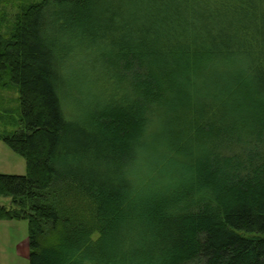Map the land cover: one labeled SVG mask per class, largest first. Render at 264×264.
I'll list each match as a JSON object with an SVG mask.
<instances>
[{
  "label": "trees",
  "instance_id": "16d2710c",
  "mask_svg": "<svg viewBox=\"0 0 264 264\" xmlns=\"http://www.w3.org/2000/svg\"><path fill=\"white\" fill-rule=\"evenodd\" d=\"M6 6L0 140L26 173L0 174V220L27 221L28 263L264 264V0ZM60 29L104 86L73 116Z\"/></svg>",
  "mask_w": 264,
  "mask_h": 264
},
{
  "label": "rangeland",
  "instance_id": "374dc122",
  "mask_svg": "<svg viewBox=\"0 0 264 264\" xmlns=\"http://www.w3.org/2000/svg\"><path fill=\"white\" fill-rule=\"evenodd\" d=\"M4 3L7 4V6L5 7L6 14H9V12L16 10L17 0H14V2L12 0H4ZM53 27L56 28L55 26ZM60 32L61 33L59 34L58 38L60 39V42L64 43L62 48L63 56H61V58L63 59V73L64 79L66 81V92L62 97V106L65 109V114L73 116L74 112L79 114L83 113V109L85 108L89 109V111L93 110L92 107L94 105V98H92L91 96L95 95L96 91L99 93L104 90V86L101 83V76H97L98 73H96V69L91 70V61L87 57L90 55V52H88L89 50L85 47V45L83 43L82 45H80L79 42L74 41V39H70L69 35H65L64 29H60ZM91 80L95 81V85H90ZM0 96H2L4 99L2 106L10 107L13 109L16 107L15 99L18 96V93H16L15 90L2 89L0 90ZM80 109L81 111L78 112V110ZM1 121L2 120H0V134L10 133L17 128L16 125L11 122ZM159 133V129L153 130L152 120L150 131L144 134V141L142 143L146 146V148L145 150L143 149V152H147L149 149H151L149 144H153L152 137L154 134L159 135ZM150 152L152 153L151 150ZM216 153H219V151H217ZM150 160L151 159L142 161V173L145 174V170H149V167L151 165ZM149 162L150 164H148ZM150 172L151 171H149L148 173L150 174ZM25 173L26 162L24 158L18 153L14 152L4 141L0 140V174L24 175ZM141 174H139V176H141ZM151 175H153V172L151 173ZM0 205L8 208L10 206V199L0 197ZM0 224H6V222H0ZM9 224L10 229H14L17 231L18 238L22 242L26 241L28 236L27 221L13 220ZM9 226H6V228H9ZM94 237H97V233L94 234Z\"/></svg>",
  "mask_w": 264,
  "mask_h": 264
},
{
  "label": "crops",
  "instance_id": "0c3cea01",
  "mask_svg": "<svg viewBox=\"0 0 264 264\" xmlns=\"http://www.w3.org/2000/svg\"><path fill=\"white\" fill-rule=\"evenodd\" d=\"M0 222H6L0 224V264H26V261L29 264L28 238L22 242L18 238L17 231L10 229V220H0Z\"/></svg>",
  "mask_w": 264,
  "mask_h": 264
}]
</instances>
